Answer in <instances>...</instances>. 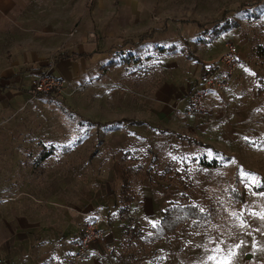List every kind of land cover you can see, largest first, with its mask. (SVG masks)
Wrapping results in <instances>:
<instances>
[{"label": "rangeland", "instance_id": "obj_1", "mask_svg": "<svg viewBox=\"0 0 264 264\" xmlns=\"http://www.w3.org/2000/svg\"><path fill=\"white\" fill-rule=\"evenodd\" d=\"M141 1L163 31L159 37L169 44L180 29L178 46L188 44L208 68L227 45H236L240 61L229 85L209 95L207 115L185 112L174 125L134 127L127 136L122 128L119 135L108 128L98 136L93 118L80 115L78 86L66 84L63 96L29 98L8 110L0 118L8 186L0 201V232L6 230L0 233V264H68L73 240L51 236L62 232L69 239L58 223L68 220L72 205L80 206L84 219L74 237L93 222L112 235L113 256L105 264H264V195L256 191L264 188V0ZM226 22L236 28L215 36ZM189 30L198 32L191 37ZM180 136L210 147L190 145ZM119 140L130 145L117 163L119 150L111 146ZM49 147L55 156L35 174L36 158ZM148 149L157 155L154 183L145 175ZM213 159L220 165L200 163ZM123 164L133 168L136 199L131 212L120 217ZM3 191L2 184L0 195ZM172 204L194 209L193 218L171 238L149 241ZM44 233L50 237H41Z\"/></svg>", "mask_w": 264, "mask_h": 264}, {"label": "crops", "instance_id": "obj_2", "mask_svg": "<svg viewBox=\"0 0 264 264\" xmlns=\"http://www.w3.org/2000/svg\"><path fill=\"white\" fill-rule=\"evenodd\" d=\"M144 6L141 0H0V118L29 98L35 101L31 90L35 80L51 70L68 87L81 88L77 97L80 115L93 118L90 124L98 136L108 128L116 135L123 130L127 136L134 127L181 122L187 97L201 81L202 66L207 64L188 44L178 46L182 37L180 29L169 44L170 39L159 37L158 33L163 31L156 28ZM193 23L200 28L197 22ZM187 24L194 25L192 21ZM197 32L189 30V35L192 37ZM171 46H177L178 50L173 53L163 50ZM182 48H188L199 61L187 58ZM163 54L166 55L162 57ZM180 138L184 141L187 137ZM114 142L111 148L119 150L121 157L117 163H120L129 154L123 151L130 143ZM5 148L6 141H0V187L3 184L4 190L0 201L6 199L8 188ZM97 151L91 154V159L97 156ZM45 152L43 149L36 158L35 174L55 156L54 153L41 157ZM17 189L22 194V188ZM71 208L68 220L58 223L67 230L69 239L57 232L51 236L53 240L60 236L70 244L80 236L81 233L76 237L74 234L84 221L82 211L79 205ZM67 222H70L68 226ZM107 235L112 242V235ZM41 237L50 235L44 233ZM59 249L63 250V246ZM99 250L100 256L90 264L110 262L111 258Z\"/></svg>", "mask_w": 264, "mask_h": 264}, {"label": "built area", "instance_id": "obj_3", "mask_svg": "<svg viewBox=\"0 0 264 264\" xmlns=\"http://www.w3.org/2000/svg\"><path fill=\"white\" fill-rule=\"evenodd\" d=\"M239 61L238 47L234 44L227 45L226 51L211 67L212 72L191 89L187 97V116L207 115L209 95L227 88ZM65 93V81L49 70L35 80L32 100L40 96H63ZM72 246L73 256L68 264L91 263L100 256L99 249L107 258L113 256V245L108 241V236L100 227L99 222L86 225L80 236L73 241Z\"/></svg>", "mask_w": 264, "mask_h": 264}, {"label": "trees", "instance_id": "obj_4", "mask_svg": "<svg viewBox=\"0 0 264 264\" xmlns=\"http://www.w3.org/2000/svg\"><path fill=\"white\" fill-rule=\"evenodd\" d=\"M231 25L229 23L223 24L221 28L214 31L215 36H219L223 33H226L230 31L231 29H235L236 27H230ZM166 50L169 53L176 52L178 50L177 46H171ZM264 51V48H263ZM182 52L185 53L187 58L189 59H195L198 60L188 48H182ZM199 61V60H198ZM210 72H212V68H208L205 64L202 66V78L204 79ZM136 124H139L138 122H134ZM184 141H187L189 144H195L197 146H202L204 148L210 147L207 144H204L202 142L193 140L192 138H183ZM66 151V149L64 150ZM150 154L151 160L148 166H146L145 175L149 178L150 183H154V179L152 177V173L155 174V165L157 163V156L153 153L151 149L147 150ZM56 153L55 148H51L49 150H46L45 154L41 157H46L49 155H52ZM135 152H130V154L133 155ZM135 155V154H134ZM132 158V157H131ZM133 160L138 161V158H133ZM201 165H204L207 168L219 166L220 163L218 162V159H213L212 161L203 160L200 162ZM122 183L120 192L118 194V215L120 217H124L128 215L131 212L132 204L136 199V196L133 191V181L134 177L132 174L133 168L130 166H127L125 164L122 165ZM160 179H162L160 177ZM186 182V181H185ZM258 193H263L264 188H258L256 190ZM194 216V209L189 208L188 206H175V204L169 206L164 212H163V218L160 221V223L151 229V232L148 236L149 241L151 242H158L163 241L166 239L171 238L175 234H177V231L182 225H185L189 222L190 219H192ZM107 234V233H106ZM108 236V235H107Z\"/></svg>", "mask_w": 264, "mask_h": 264}, {"label": "snow or ice", "instance_id": "obj_5", "mask_svg": "<svg viewBox=\"0 0 264 264\" xmlns=\"http://www.w3.org/2000/svg\"><path fill=\"white\" fill-rule=\"evenodd\" d=\"M262 195H264V193H262ZM217 251H219V249H217ZM209 259H215V257H210ZM224 264H229V262L225 261Z\"/></svg>", "mask_w": 264, "mask_h": 264}]
</instances>
